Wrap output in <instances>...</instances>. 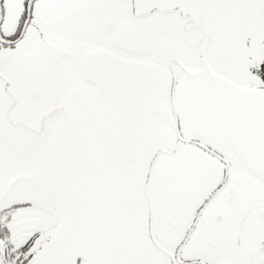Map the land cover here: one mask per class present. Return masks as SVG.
<instances>
[{
	"label": "snow or ice",
	"instance_id": "snow-or-ice-1",
	"mask_svg": "<svg viewBox=\"0 0 264 264\" xmlns=\"http://www.w3.org/2000/svg\"><path fill=\"white\" fill-rule=\"evenodd\" d=\"M0 264H264V0H0Z\"/></svg>",
	"mask_w": 264,
	"mask_h": 264
}]
</instances>
